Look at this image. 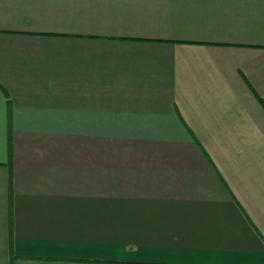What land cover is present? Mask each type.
I'll return each instance as SVG.
<instances>
[{"label":"crops","instance_id":"1","mask_svg":"<svg viewBox=\"0 0 264 264\" xmlns=\"http://www.w3.org/2000/svg\"><path fill=\"white\" fill-rule=\"evenodd\" d=\"M0 264H264V0H0Z\"/></svg>","mask_w":264,"mask_h":264}]
</instances>
